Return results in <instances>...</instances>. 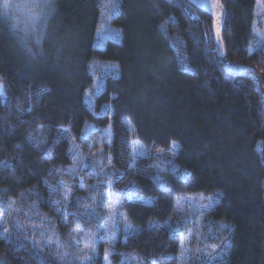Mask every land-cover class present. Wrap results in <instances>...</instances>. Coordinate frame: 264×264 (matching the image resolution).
<instances>
[{
    "label": "trees",
    "instance_id": "obj_1",
    "mask_svg": "<svg viewBox=\"0 0 264 264\" xmlns=\"http://www.w3.org/2000/svg\"><path fill=\"white\" fill-rule=\"evenodd\" d=\"M3 1L0 264H82L71 250L72 230L76 221L89 229L101 223L109 176V198L120 201L135 228L112 248L114 264L129 257L178 264L182 236L166 222L189 224L176 207L182 194L217 200L207 221L215 232L232 225L223 264H264V47H256L257 1L222 0L223 54L212 18L187 0H118L111 24L122 40H108L103 50L95 47L103 0H53L35 43L14 28ZM96 62L115 63L118 72L105 77L93 113L86 93ZM92 124L95 130L88 129ZM135 141L151 154L135 156ZM173 142L180 144V170L172 159L163 162ZM77 151L87 158H75ZM67 189L74 192L66 226L57 213ZM92 196L97 218L85 209ZM42 220L54 224L64 247L31 234L30 224ZM103 250L100 244L89 264H103Z\"/></svg>",
    "mask_w": 264,
    "mask_h": 264
},
{
    "label": "rangeland",
    "instance_id": "obj_2",
    "mask_svg": "<svg viewBox=\"0 0 264 264\" xmlns=\"http://www.w3.org/2000/svg\"><path fill=\"white\" fill-rule=\"evenodd\" d=\"M256 1L257 7L254 22L255 38L257 39L256 47H264V0ZM5 4H7V7L4 6ZM118 4V0H103L102 18L97 32V42L95 45L99 50L105 49L108 40L116 42L122 40L120 30L113 27L111 24L113 18L119 12ZM3 6L6 12L9 15L11 14L12 18H10V20L22 38L27 41L33 40L35 43L39 41V35L37 33L38 29L42 28V26L44 24L46 25V22L49 21L53 0H4ZM43 34L44 32H41L42 39H44ZM92 70L95 79L93 87L87 91V93H90L91 95H86V102L89 104L92 112L95 113L96 96L104 88L105 77L108 75H116L118 70L115 63L102 64L99 62L93 64ZM108 110L109 109H106L105 111ZM88 129L95 130L96 126L94 124L89 125ZM110 137L111 135L108 132V138ZM173 145H177L178 147L174 148ZM133 150L137 157L151 154V149L138 141L133 143ZM179 151L180 144L178 142H173L166 150V152H168L167 155H169L168 159L166 157L163 162L169 164L172 159V167L179 170L182 169L176 163ZM163 152L157 153L158 156L162 155ZM152 153L155 154L156 152ZM74 156L82 161L87 158L78 151L76 155L74 152ZM91 156L95 157L93 155ZM107 164L110 166L109 160H107ZM87 167L88 165L86 163H81V171H84ZM100 173L103 178L105 176L104 169ZM78 183L80 190H86V192L89 190L88 184L84 180L80 179ZM112 183L113 177L109 176V181L107 184H104L106 185L105 194L108 197V201L102 207L103 216L98 227L89 229L82 226L77 221L76 227H73L71 250H73L75 258L82 264H89L96 256H98L100 244H103L104 248L102 254L103 264H114L111 261V257L114 254L112 248L120 238L131 235L135 231L134 226L129 223L128 218L121 211L120 201L116 198H109L112 197L111 193H109V187ZM72 185H75V183ZM73 192L74 190H66L64 194L66 206L60 208L57 213L62 223L66 226L69 225V212H67V206L71 202ZM143 201L146 203H152L153 199L144 198ZM87 202L88 204L85 205V209L87 212L89 211V213L91 212V214H93L92 217L97 218L99 215L96 197L92 196L91 200ZM216 202V199L205 200L202 195L182 194L177 198L176 207L179 214H182V216L184 215V218L187 216L190 220L189 224L187 220H180L179 223H176L175 225L169 221L166 222V224L170 226L171 231H173L172 233H179L182 236L178 264H223L224 257L229 249L225 248V245H231V241L229 243V240H227V230H232L233 227L230 223H224L225 225L222 229L219 232H215L212 224L208 225V218L211 217L210 213L216 206ZM26 216L28 217L30 214L27 213ZM1 223H5V221L2 220L0 224ZM185 226H187L186 229L184 228ZM30 227L31 234H37L38 237H40L38 239H43L46 244L51 246L54 245L60 249L65 246L61 237L57 234L54 224L51 222L47 223L45 220H42L39 224L36 222L30 224ZM213 240L216 242H213ZM69 254L68 251L67 256ZM121 264H139V262L137 258L129 257L124 258Z\"/></svg>",
    "mask_w": 264,
    "mask_h": 264
},
{
    "label": "water",
    "instance_id": "obj_3",
    "mask_svg": "<svg viewBox=\"0 0 264 264\" xmlns=\"http://www.w3.org/2000/svg\"><path fill=\"white\" fill-rule=\"evenodd\" d=\"M191 5H193L196 9L208 14L212 18V27L213 33L215 36V41L218 45L220 44V52L224 53V43L222 40V29L226 21V9L222 2V0H187ZM218 2L222 7L223 11L221 13H217L214 9L211 8V3ZM217 16H219V25L217 26ZM217 29L219 31V35L217 36ZM222 49V51H221Z\"/></svg>",
    "mask_w": 264,
    "mask_h": 264
},
{
    "label": "snow or ice",
    "instance_id": "obj_4",
    "mask_svg": "<svg viewBox=\"0 0 264 264\" xmlns=\"http://www.w3.org/2000/svg\"><path fill=\"white\" fill-rule=\"evenodd\" d=\"M195 2V0H194ZM5 7H7V4L4 5ZM211 8L214 9L217 13H221L223 11L222 7L220 6V4L218 2L216 3H211ZM219 16H217V26L219 25ZM219 35V31L217 29V36ZM218 48H220V44L218 42ZM222 51V49H221ZM0 87H2V84H0ZM86 95H91L90 93H86ZM174 148H177V145H173ZM225 248H230V244L225 245Z\"/></svg>",
    "mask_w": 264,
    "mask_h": 264
}]
</instances>
